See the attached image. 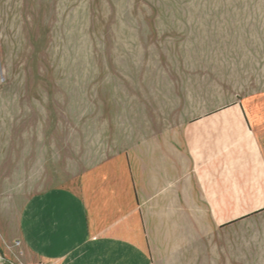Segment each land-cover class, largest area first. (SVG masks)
Instances as JSON below:
<instances>
[{"label": "rangeland", "instance_id": "obj_1", "mask_svg": "<svg viewBox=\"0 0 264 264\" xmlns=\"http://www.w3.org/2000/svg\"><path fill=\"white\" fill-rule=\"evenodd\" d=\"M258 89L264 0H0V216L51 187L116 188L146 126ZM211 232L187 229L169 264L264 247L220 232L216 253Z\"/></svg>", "mask_w": 264, "mask_h": 264}, {"label": "crops", "instance_id": "obj_2", "mask_svg": "<svg viewBox=\"0 0 264 264\" xmlns=\"http://www.w3.org/2000/svg\"><path fill=\"white\" fill-rule=\"evenodd\" d=\"M175 112L178 123L142 131L123 185L91 200L60 187L24 194L13 219L0 216V264H169L187 229L213 231L215 252L220 232L264 245V89ZM244 253L226 264H264V247Z\"/></svg>", "mask_w": 264, "mask_h": 264}]
</instances>
